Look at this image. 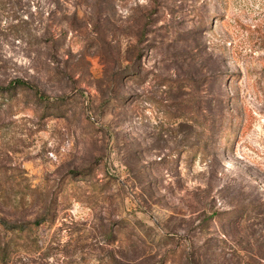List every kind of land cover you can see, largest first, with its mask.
<instances>
[{
  "label": "rangeland",
  "instance_id": "rangeland-1",
  "mask_svg": "<svg viewBox=\"0 0 264 264\" xmlns=\"http://www.w3.org/2000/svg\"><path fill=\"white\" fill-rule=\"evenodd\" d=\"M0 264H264V0H0Z\"/></svg>",
  "mask_w": 264,
  "mask_h": 264
},
{
  "label": "trees",
  "instance_id": "trees-1",
  "mask_svg": "<svg viewBox=\"0 0 264 264\" xmlns=\"http://www.w3.org/2000/svg\"><path fill=\"white\" fill-rule=\"evenodd\" d=\"M24 88L33 91L37 97L41 100H45L47 97L46 93L34 82L24 78L12 79L6 85H0V92L15 91L16 89ZM46 101V100H45ZM0 223L8 230L23 229V225H13L5 219H0Z\"/></svg>",
  "mask_w": 264,
  "mask_h": 264
}]
</instances>
